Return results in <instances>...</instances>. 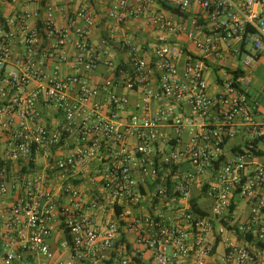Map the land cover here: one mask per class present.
Instances as JSON below:
<instances>
[{
  "label": "built area",
  "instance_id": "2783aa9c",
  "mask_svg": "<svg viewBox=\"0 0 264 264\" xmlns=\"http://www.w3.org/2000/svg\"><path fill=\"white\" fill-rule=\"evenodd\" d=\"M98 1L0 0V264H264V0Z\"/></svg>",
  "mask_w": 264,
  "mask_h": 264
},
{
  "label": "crops",
  "instance_id": "0c3cea01",
  "mask_svg": "<svg viewBox=\"0 0 264 264\" xmlns=\"http://www.w3.org/2000/svg\"><path fill=\"white\" fill-rule=\"evenodd\" d=\"M48 2L52 3L56 10V19L58 24L61 27H64L69 19L74 16L75 12L82 8H89L93 9L95 11H98V13L101 15L103 8L100 7V2L98 0H47ZM111 0H107V2H110ZM101 8V9H100ZM34 9V6L31 8ZM5 10H9V13H5ZM33 12V11H31ZM3 13L5 16H9L12 14L11 10L8 9V7H4ZM30 15V22L31 24H34L35 21L33 18V14L29 13ZM124 31L130 33V35H134L137 38H142L141 41H154L155 34L152 33L150 28L147 26L146 21L144 19H138L136 21H133L129 24H127L124 28ZM103 30L101 29H93L90 34L91 41L94 44L99 43L101 34ZM190 49H193L192 46L189 45ZM70 52L75 54L74 49L72 48V45L69 46ZM113 56L115 57V60L117 62H126L127 58L124 55H121L118 52H113ZM106 59H104L103 63L99 66V68L90 74L91 79L94 83H101L105 80V78L109 77L111 75V70L106 64ZM218 64L234 67L238 65L239 63L231 58H227L223 61H220ZM55 67H53L54 69ZM70 70V69H69ZM65 71V69H63ZM255 85V82L253 86ZM123 94L132 96L133 94L126 92L125 90L120 91ZM257 99H259L258 95L256 93H253ZM260 101V100H259ZM262 110L264 111L262 105Z\"/></svg>",
  "mask_w": 264,
  "mask_h": 264
},
{
  "label": "rangeland",
  "instance_id": "374dc122",
  "mask_svg": "<svg viewBox=\"0 0 264 264\" xmlns=\"http://www.w3.org/2000/svg\"><path fill=\"white\" fill-rule=\"evenodd\" d=\"M5 13H9V10H5ZM253 74L255 85L252 86L251 91L258 95L260 103L264 109V55L254 69Z\"/></svg>",
  "mask_w": 264,
  "mask_h": 264
}]
</instances>
